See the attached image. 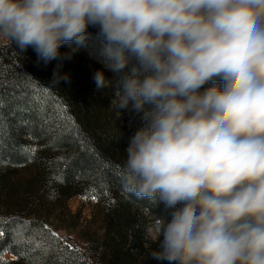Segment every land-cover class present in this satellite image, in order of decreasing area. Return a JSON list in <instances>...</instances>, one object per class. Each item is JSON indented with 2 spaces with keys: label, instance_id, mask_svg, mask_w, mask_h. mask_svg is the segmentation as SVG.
I'll return each mask as SVG.
<instances>
[{
  "label": "clouds",
  "instance_id": "9594fccd",
  "mask_svg": "<svg viewBox=\"0 0 264 264\" xmlns=\"http://www.w3.org/2000/svg\"><path fill=\"white\" fill-rule=\"evenodd\" d=\"M89 26L118 77L111 105L141 116L123 188L175 209L151 258L264 264V0H0V39L45 64L71 58Z\"/></svg>",
  "mask_w": 264,
  "mask_h": 264
},
{
  "label": "trees",
  "instance_id": "16d2710c",
  "mask_svg": "<svg viewBox=\"0 0 264 264\" xmlns=\"http://www.w3.org/2000/svg\"><path fill=\"white\" fill-rule=\"evenodd\" d=\"M98 49L90 34L74 53L90 56L115 88L118 77ZM74 53L45 64L33 48L0 41V264H168L150 256L159 243L153 226L170 222L175 209L138 199L121 181L141 116L109 105ZM58 67L67 79L54 78ZM211 87L223 82L201 90ZM74 197L96 198L103 213L100 231H86L81 242L56 234L67 229L62 213Z\"/></svg>",
  "mask_w": 264,
  "mask_h": 264
},
{
  "label": "rangeland",
  "instance_id": "374dc122",
  "mask_svg": "<svg viewBox=\"0 0 264 264\" xmlns=\"http://www.w3.org/2000/svg\"><path fill=\"white\" fill-rule=\"evenodd\" d=\"M98 29L92 26H89L88 32L89 34L96 35ZM0 41H5L0 39ZM79 65H81L84 69H86L89 73L93 74L97 70H103L105 77L107 80V74L103 68L98 66L93 62L90 56L87 54L80 55L77 53L73 54ZM110 81V80H109ZM106 91V97L108 98L109 105L112 104V100L114 99L115 88L113 83L104 88ZM202 91V90H201ZM115 107L114 105H111ZM3 193H0V205L3 204ZM58 212H53V218L58 216ZM62 217L64 219V224L67 226V229L58 230L56 234L61 237L72 236L74 240L77 242L82 241V236L86 231H90L91 233L99 232L102 228L103 221V213L98 208V201L96 198H87V197H74L68 203V211H64L62 213ZM1 236V234H0ZM149 236L151 238H155V234L153 229L149 230ZM4 260H12L14 257L8 253L3 255Z\"/></svg>",
  "mask_w": 264,
  "mask_h": 264
},
{
  "label": "snow or ice",
  "instance_id": "6c2138e0",
  "mask_svg": "<svg viewBox=\"0 0 264 264\" xmlns=\"http://www.w3.org/2000/svg\"><path fill=\"white\" fill-rule=\"evenodd\" d=\"M45 227H47V226H45Z\"/></svg>",
  "mask_w": 264,
  "mask_h": 264
}]
</instances>
